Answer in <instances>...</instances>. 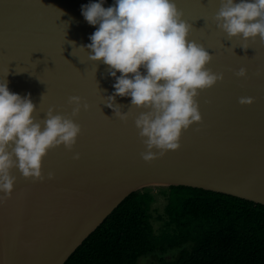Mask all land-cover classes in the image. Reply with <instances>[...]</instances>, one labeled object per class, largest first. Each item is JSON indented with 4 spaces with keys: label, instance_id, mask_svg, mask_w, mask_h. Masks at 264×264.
<instances>
[{
    "label": "water",
    "instance_id": "95a60500",
    "mask_svg": "<svg viewBox=\"0 0 264 264\" xmlns=\"http://www.w3.org/2000/svg\"><path fill=\"white\" fill-rule=\"evenodd\" d=\"M89 2L0 0V82L31 95L38 122L53 108L81 128L71 150L47 152L42 180L11 170L13 192L0 204V264H65L126 197L145 188L190 187L264 206V41L229 40L213 19L219 0H175L192 25L189 39L212 55L206 67L223 80L199 92L202 121L182 131L180 148L145 162L135 119L146 110L116 97L128 119L116 117L106 105L114 78L79 48L95 31L81 15ZM242 67L245 78L236 76ZM73 96L81 100L76 117ZM241 97L254 102L241 105Z\"/></svg>",
    "mask_w": 264,
    "mask_h": 264
},
{
    "label": "clouds",
    "instance_id": "9594fccd",
    "mask_svg": "<svg viewBox=\"0 0 264 264\" xmlns=\"http://www.w3.org/2000/svg\"><path fill=\"white\" fill-rule=\"evenodd\" d=\"M219 2L213 19L229 40L264 41V0ZM105 3L90 0L81 5V15L95 31L90 43L79 48L89 61L106 65L114 78V92L106 97V105L116 117L128 119L115 104L116 97H130V108L146 110L135 119V126L147 149L142 159L151 162L157 152L163 156L180 148L182 131L202 121L199 92L212 88L223 75L206 67L212 55L189 39L192 25L183 19L175 0H113L108 7ZM236 76L245 78L247 70L240 68ZM68 102L74 105L71 116H78L80 98L73 96ZM253 102L251 97L239 99L241 105ZM35 112L30 94L21 96L10 91L6 79L0 82V204L13 192V168L25 179L42 180L47 152L60 146L71 150L81 132L72 118L55 114L53 108L39 122ZM48 178H53L51 173Z\"/></svg>",
    "mask_w": 264,
    "mask_h": 264
},
{
    "label": "trees",
    "instance_id": "16d2710c",
    "mask_svg": "<svg viewBox=\"0 0 264 264\" xmlns=\"http://www.w3.org/2000/svg\"><path fill=\"white\" fill-rule=\"evenodd\" d=\"M160 194L161 211L153 207ZM264 264V206L202 189L131 193L65 264Z\"/></svg>",
    "mask_w": 264,
    "mask_h": 264
},
{
    "label": "rangeland",
    "instance_id": "374dc122",
    "mask_svg": "<svg viewBox=\"0 0 264 264\" xmlns=\"http://www.w3.org/2000/svg\"><path fill=\"white\" fill-rule=\"evenodd\" d=\"M156 200L157 201L154 203L153 207L155 208V210L161 211L164 204V198L162 195L158 194ZM150 261L151 259H144L141 260L140 264H149Z\"/></svg>",
    "mask_w": 264,
    "mask_h": 264
},
{
    "label": "snow or ice",
    "instance_id": "6c2138e0",
    "mask_svg": "<svg viewBox=\"0 0 264 264\" xmlns=\"http://www.w3.org/2000/svg\"><path fill=\"white\" fill-rule=\"evenodd\" d=\"M202 5V4H201ZM202 6H204V7H207L208 6V4H207V6H205V5H202Z\"/></svg>",
    "mask_w": 264,
    "mask_h": 264
}]
</instances>
